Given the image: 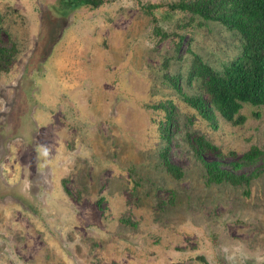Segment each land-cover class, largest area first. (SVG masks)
<instances>
[{
	"label": "rangeland",
	"instance_id": "1",
	"mask_svg": "<svg viewBox=\"0 0 264 264\" xmlns=\"http://www.w3.org/2000/svg\"><path fill=\"white\" fill-rule=\"evenodd\" d=\"M173 1L0 0L17 47L0 73V264H264V172L206 184L186 139L264 150V105L232 124L183 101L202 94L193 55L219 70L240 38Z\"/></svg>",
	"mask_w": 264,
	"mask_h": 264
},
{
	"label": "trees",
	"instance_id": "2",
	"mask_svg": "<svg viewBox=\"0 0 264 264\" xmlns=\"http://www.w3.org/2000/svg\"><path fill=\"white\" fill-rule=\"evenodd\" d=\"M103 0H60L64 6L88 5L98 7ZM170 9L189 14L190 20H215L228 29L235 30L240 38L239 53L224 63L221 69L212 68L193 55L188 78L198 81L202 94L185 95L182 99L198 114L212 120L214 113L219 114L232 124L244 121L245 115L239 112L243 103L264 105V0H176L170 3ZM153 31L161 34L158 27ZM0 18V73L9 70L17 52L15 42L8 35L3 37ZM179 92L176 79L169 78ZM257 115V112H254ZM169 115L160 127L167 137ZM188 145L194 157L205 169V183L218 184L228 182L232 185H247L252 178L264 172V150L250 145L242 153L235 150L223 151L202 135L188 133ZM163 165L171 177L180 179L183 170L171 163L162 154ZM248 166L249 171H239ZM121 222L129 223L127 219ZM203 260V257H199Z\"/></svg>",
	"mask_w": 264,
	"mask_h": 264
}]
</instances>
